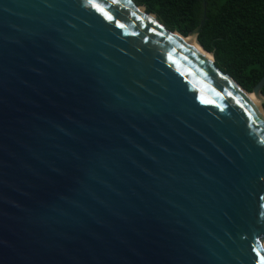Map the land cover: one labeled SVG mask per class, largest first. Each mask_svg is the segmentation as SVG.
Returning <instances> with one entry per match:
<instances>
[{
    "label": "water",
    "instance_id": "95a60500",
    "mask_svg": "<svg viewBox=\"0 0 264 264\" xmlns=\"http://www.w3.org/2000/svg\"><path fill=\"white\" fill-rule=\"evenodd\" d=\"M206 20L0 0V264L264 262V78L223 73Z\"/></svg>",
    "mask_w": 264,
    "mask_h": 264
},
{
    "label": "trees",
    "instance_id": "16d2710c",
    "mask_svg": "<svg viewBox=\"0 0 264 264\" xmlns=\"http://www.w3.org/2000/svg\"><path fill=\"white\" fill-rule=\"evenodd\" d=\"M184 37L195 31L215 65L248 92L264 78V0H133ZM264 93V90H263Z\"/></svg>",
    "mask_w": 264,
    "mask_h": 264
},
{
    "label": "bare ground",
    "instance_id": "6f19581e",
    "mask_svg": "<svg viewBox=\"0 0 264 264\" xmlns=\"http://www.w3.org/2000/svg\"><path fill=\"white\" fill-rule=\"evenodd\" d=\"M186 43L203 58L207 59L208 61L211 60L210 54L205 53L204 50L194 40L187 38ZM250 96L260 105V100L254 94Z\"/></svg>",
    "mask_w": 264,
    "mask_h": 264
},
{
    "label": "snow or ice",
    "instance_id": "6c2138e0",
    "mask_svg": "<svg viewBox=\"0 0 264 264\" xmlns=\"http://www.w3.org/2000/svg\"><path fill=\"white\" fill-rule=\"evenodd\" d=\"M262 264H264V262H262Z\"/></svg>",
    "mask_w": 264,
    "mask_h": 264
}]
</instances>
